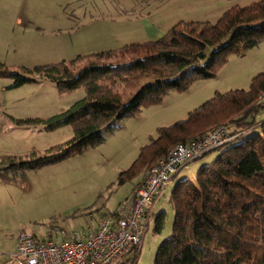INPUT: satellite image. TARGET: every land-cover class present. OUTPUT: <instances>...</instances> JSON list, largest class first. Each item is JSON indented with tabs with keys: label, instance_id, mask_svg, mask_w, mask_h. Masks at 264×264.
Returning a JSON list of instances; mask_svg holds the SVG:
<instances>
[{
	"label": "trees",
	"instance_id": "1",
	"mask_svg": "<svg viewBox=\"0 0 264 264\" xmlns=\"http://www.w3.org/2000/svg\"><path fill=\"white\" fill-rule=\"evenodd\" d=\"M262 42L264 0L232 7L213 24L181 21L160 39L78 56L68 63L17 71L0 63V78L11 80L7 89L47 80L61 92L79 87L85 91L59 114L16 121L49 131L70 126L71 140L23 160L1 157L0 168L13 173L37 170L98 146L105 134L142 107L159 105L169 92H184L197 80L215 78L230 56L242 57ZM219 125L238 136L215 149L218 155L199 168L194 181L183 178L173 187L171 233L159 243L154 264H264V73L255 75L247 90L216 93L186 119L158 128L156 138L140 149L118 181L143 173L131 194L135 195L145 173L173 147L195 141ZM255 128L259 131L245 135ZM164 221L165 212L160 211L154 219L155 233H161ZM139 247L124 264L136 263Z\"/></svg>",
	"mask_w": 264,
	"mask_h": 264
},
{
	"label": "rangeland",
	"instance_id": "2",
	"mask_svg": "<svg viewBox=\"0 0 264 264\" xmlns=\"http://www.w3.org/2000/svg\"><path fill=\"white\" fill-rule=\"evenodd\" d=\"M257 1L260 0H1L0 63L17 71L118 51L125 45L160 39L181 20L213 24L230 8ZM148 12L154 15L149 21H157L155 26L149 23L150 36L142 32L145 21H141ZM154 32L158 38H153ZM259 73H264V42L242 57L230 56L215 78L197 80L184 92H169L159 105L142 107L105 134L104 142L98 146L37 170L13 174L2 171L0 264L13 251L20 232L48 240L58 237L56 231L79 236L91 231L101 214L118 211L130 199L140 177L119 183L120 173L131 166L142 147L156 138L158 128L186 119L189 112L216 93L247 90ZM10 83L9 78H0V117L7 120L0 123V158L27 159L71 140L70 126L49 131L43 125L18 126L9 118L47 119L82 99L84 88L61 92L51 81L36 80L7 89ZM218 127L225 128H214ZM258 131L255 128L245 135ZM208 153L189 162L181 177L194 181L199 168L210 164L219 150ZM170 189L156 201L148 224L142 221L135 264H154L159 243L171 233L174 213ZM160 211L165 212V221L157 234L154 219Z\"/></svg>",
	"mask_w": 264,
	"mask_h": 264
},
{
	"label": "built area",
	"instance_id": "3",
	"mask_svg": "<svg viewBox=\"0 0 264 264\" xmlns=\"http://www.w3.org/2000/svg\"><path fill=\"white\" fill-rule=\"evenodd\" d=\"M238 135L214 128L188 144H178L144 176L135 193L114 213L103 214L96 228L82 236L56 231V239L39 240L20 232L6 264H124L140 245L152 202L179 169Z\"/></svg>",
	"mask_w": 264,
	"mask_h": 264
},
{
	"label": "crops",
	"instance_id": "4",
	"mask_svg": "<svg viewBox=\"0 0 264 264\" xmlns=\"http://www.w3.org/2000/svg\"><path fill=\"white\" fill-rule=\"evenodd\" d=\"M1 1V0H0ZM144 14H146L145 16H144V18H141V21H145V24L143 25V30H142V32L144 31V34H147L148 36H150L151 35V33H152V30H151V28L149 27V23H151L153 26H155V25H157L156 23H157V21H155V20H153V21H149V20H151V19H153L154 18V15H153V13L151 12H148V13H144ZM182 21V20H181ZM177 23V22H176ZM153 38L155 39V38H158L157 36H158V33L157 32H154L153 33ZM10 119V121H12L13 123L15 122V124H16V121H17V119H15V118H13V117H10L9 118ZM29 119H31V118H29ZM34 119H36V118H34ZM22 120H24V119H22ZM7 123V120L5 119V118H1L0 117V123ZM17 125V124H16ZM18 126H23V125H18ZM38 126V125H37ZM37 126H34V127H37ZM33 127V128H34ZM188 165V164H187ZM187 165H185L184 167H182L181 169H179V171L175 174V175H173L172 177H171V180H170V182L162 189V190H160V192H159V194L156 196V198L154 199V201L152 202V205H151V207H150V209L148 210V212H147V215H146V218H145V222L148 224V218L150 217V215L152 214V211H151V209L152 208H154L155 206H156V201H158V199H160L163 195H164V193H166V190L170 187H172V189H173V186H175L177 183H178V181L179 180H181V178H183V177H181V175L183 174V176H185L184 174V172H185V170L188 168V166ZM2 171H4V172H7V173H11V174H13V172L12 171H8V170H6V169H3V168H0V173L2 172ZM187 176V175H186ZM138 177H140V179H139V181H141V176H138ZM187 178V177H186ZM139 181H137L136 183H135V185L136 184H138L139 183ZM134 185V186H135ZM133 189H134V187H133ZM172 189H170V193H171V191H172ZM170 196V195H169ZM103 214H101L100 216H99V218L102 216ZM98 222V221H97ZM97 222H96V224L92 227V229H91V231H93L95 228H96V225H97ZM91 231H89V232H91ZM42 240V239H41ZM15 246H16V241H15ZM15 246H14V249H15ZM14 249H13V251L12 252H14ZM11 252V253H12ZM10 253V254H11ZM9 254V255H10ZM9 255H8V257H7V259L2 263V264H6V262L8 261V259H9Z\"/></svg>",
	"mask_w": 264,
	"mask_h": 264
}]
</instances>
